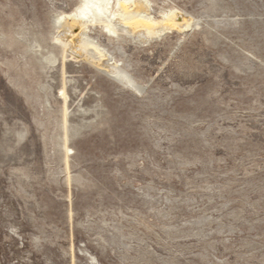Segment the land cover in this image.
<instances>
[{
	"label": "rangeland",
	"instance_id": "obj_1",
	"mask_svg": "<svg viewBox=\"0 0 264 264\" xmlns=\"http://www.w3.org/2000/svg\"><path fill=\"white\" fill-rule=\"evenodd\" d=\"M0 264H264V0H0Z\"/></svg>",
	"mask_w": 264,
	"mask_h": 264
}]
</instances>
